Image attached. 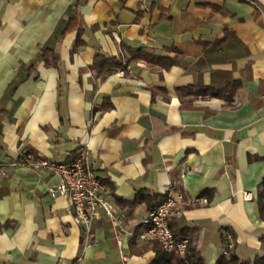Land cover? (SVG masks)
I'll return each instance as SVG.
<instances>
[{"label": "crops", "instance_id": "crops-1", "mask_svg": "<svg viewBox=\"0 0 264 264\" xmlns=\"http://www.w3.org/2000/svg\"><path fill=\"white\" fill-rule=\"evenodd\" d=\"M76 3L79 46L78 30L63 35ZM122 45L178 63L134 59L102 80L97 53L120 58ZM47 48L57 67L45 65ZM232 81L229 104L197 94ZM24 150L56 162L82 153L114 212L87 232L68 200L48 192L59 175L9 165L0 264H149L155 251L139 236L171 184L208 200L184 204L171 221L193 231L207 264L224 237L241 259L264 256V0H0V163ZM138 195L154 200L134 203Z\"/></svg>", "mask_w": 264, "mask_h": 264}, {"label": "built area", "instance_id": "built-area-1", "mask_svg": "<svg viewBox=\"0 0 264 264\" xmlns=\"http://www.w3.org/2000/svg\"><path fill=\"white\" fill-rule=\"evenodd\" d=\"M126 68H120L124 73ZM28 164L34 168H44L59 175V181L48 189L53 197H64L74 213L76 221L83 225L89 232L91 222L100 218L102 212L112 217L114 205L108 199L107 188L101 181L96 171L85 161L82 153L70 156L64 162H56L48 159L36 158L33 153L22 151L19 158L12 163H0V178L8 176V166H19ZM246 200H252L251 192H244ZM204 197L199 199H187L186 193L177 184H171L164 191V198L149 212L148 228L139 238L148 243H158L168 251H179L183 253L187 239L177 242L171 221L177 210L184 204L207 203ZM121 243V241H120ZM231 244L228 245L231 248ZM224 249L222 253H226ZM127 259V255H123Z\"/></svg>", "mask_w": 264, "mask_h": 264}, {"label": "trees", "instance_id": "trees-1", "mask_svg": "<svg viewBox=\"0 0 264 264\" xmlns=\"http://www.w3.org/2000/svg\"><path fill=\"white\" fill-rule=\"evenodd\" d=\"M78 30V41L77 46L81 45L80 35L84 31V27L80 23L78 3L73 7V15L68 19L67 26L63 35L72 30ZM124 54L122 57L118 58L116 56H109L104 53L98 52L92 68L97 71L98 74L102 76V80L107 77L110 70L116 68H122L134 59L143 60L150 66H158L162 69H169L178 63L176 57L158 55L155 52L148 50L146 48L133 49L125 45H122ZM171 50H175L177 53L178 49L172 47ZM42 58L46 66L57 67L60 63V56L52 49H42ZM239 83L236 81L229 82L224 89L217 91L213 90H199L198 95L209 94L214 97H221L227 99L228 104L231 102L232 97L235 93L236 88ZM107 101V100H106ZM106 107H110V103H105ZM80 154V153H79ZM164 196L157 201V205L163 200ZM157 199V198H155ZM154 199H150L144 195H138L134 200V203L146 202ZM257 203L259 208L260 217L264 220V179L260 183L258 188ZM155 206V207H156ZM155 207H151L150 210ZM232 237L233 233L231 232ZM174 237L177 242H181L187 239L185 250L183 253L173 250L168 251L164 249L160 244L153 243L152 248L155 251V257L149 262V264H207L206 259L202 256L198 249L197 237L194 235L193 231L189 228H181L174 231ZM224 248H227L226 253H222L216 264H264V256L256 255L253 259H241L236 253L235 249L229 248L226 244V239L224 237ZM264 243V236L262 237Z\"/></svg>", "mask_w": 264, "mask_h": 264}, {"label": "rangeland", "instance_id": "rangeland-1", "mask_svg": "<svg viewBox=\"0 0 264 264\" xmlns=\"http://www.w3.org/2000/svg\"><path fill=\"white\" fill-rule=\"evenodd\" d=\"M122 68H123V67H122ZM226 244L229 245L230 243L227 242ZM152 245H153V243H152ZM227 247H228V246H227ZM232 247H233V245L231 246V248H232ZM224 249L227 250V248H223V250H224ZM228 249H229V247H228Z\"/></svg>", "mask_w": 264, "mask_h": 264}]
</instances>
